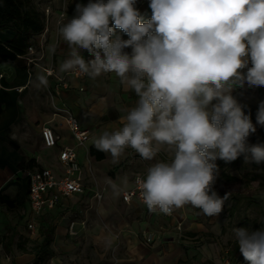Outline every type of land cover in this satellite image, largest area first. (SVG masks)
<instances>
[{
	"label": "clouds",
	"instance_id": "clouds-1",
	"mask_svg": "<svg viewBox=\"0 0 264 264\" xmlns=\"http://www.w3.org/2000/svg\"><path fill=\"white\" fill-rule=\"evenodd\" d=\"M136 4H77L76 15L59 29L70 48L60 72L92 79L114 73L138 97L121 118L122 126L104 131L94 146L114 162L129 147L152 160L161 146H168L170 161L157 162L136 177L149 211L170 215L191 205L217 216L229 194L221 198L214 190L215 161L243 155L246 162H264V144L248 143L256 126L231 94L245 84L264 87V0H150L152 15L146 22ZM113 25L129 39L113 38ZM80 50L94 58L86 61ZM50 51L55 52L54 45ZM38 79L48 86L46 76ZM256 122L264 126V101ZM112 187L119 195L117 185ZM234 236L248 264H264V228H235ZM114 239L104 243L111 246Z\"/></svg>",
	"mask_w": 264,
	"mask_h": 264
},
{
	"label": "crops",
	"instance_id": "crops-1",
	"mask_svg": "<svg viewBox=\"0 0 264 264\" xmlns=\"http://www.w3.org/2000/svg\"><path fill=\"white\" fill-rule=\"evenodd\" d=\"M82 1L84 6L90 2V0ZM149 3L150 0H137L136 8L140 13L148 12L151 10ZM58 5L53 9L47 29L45 28L43 32L30 39V47L35 51L34 45H37V52L36 56L32 55L34 52H31L29 58H34L37 65L31 67L28 64L26 70H21L15 66L0 64V74L3 72L0 77V192L8 194L17 206L18 201L22 202L20 209L4 212L2 221L3 217H9L11 220L13 215H17L16 219L19 220L21 217L26 223L30 218L26 171L21 182L22 186L14 183L15 177L21 175L23 171L18 165L21 159H35L42 167L60 171L62 169L59 161L61 149L64 146H74L83 167L86 190L83 194L62 198L53 209L43 212L39 218L37 238L43 226L52 225L55 228L53 246L59 251L60 249L65 251L72 246V241L81 239H85L93 244L95 249L101 251L116 245L121 250L116 257L117 264H140L143 257L140 251L154 243L156 239H164L169 242L167 249L171 250V252H168L166 248L164 250L168 254L169 264L179 262L183 259L181 244L170 242V238L180 233L175 231L176 226L173 228L165 225L158 226V222L163 219L176 224L183 221L184 226L188 219L186 208L191 205L177 209V216L172 217L151 212L143 203L137 201L126 203L122 199V191L134 185V177L137 174L146 175L148 168L155 163L170 161L172 152L168 146L164 145L160 147V151L152 160H145L129 147L125 149L118 162L113 161L110 153L97 149L91 153L90 148L94 140L104 131H112L122 126L121 118L135 107L138 97L134 91L122 85L114 73L102 74L92 79L89 76H76L72 72H60V65L69 58L70 48L63 40L59 29L74 17V10L72 6H69L66 17L59 22L60 7ZM33 39L36 41L34 44ZM53 45L54 53L50 51V46ZM80 51L81 55L93 57L85 50ZM124 52L130 54L131 48L124 49ZM42 66L53 68L55 74L47 76ZM41 75L46 76L47 87L40 83L38 78ZM60 78H65L67 85L62 84L59 81ZM231 94L238 103L241 102V89L234 88ZM247 95L249 105L255 106L262 100L261 95L254 91L248 92ZM215 103L216 101H213V104ZM66 112L74 114L81 128L89 131V138L85 144L76 143L63 118ZM45 125L51 126L60 135L57 145L45 146L41 133ZM33 135L40 136L42 145L48 148L49 159L44 163L41 160L42 147L39 149V147L32 148L28 145V137ZM100 152L104 155L102 159L97 158ZM101 174L104 177L99 181ZM113 184L120 189L119 195L114 192ZM97 189L103 190L101 201L94 197ZM23 193H25V199L22 201ZM147 214L148 219H146ZM72 221H75L74 235L70 234ZM149 224L151 229H146L145 226ZM186 228L191 230V234L199 230L194 222L187 223ZM143 231L153 233L154 240L150 243L145 242L141 236ZM155 233L158 235L156 236ZM112 236L115 239L111 246H107L104 241ZM197 236L194 235V237ZM223 250V247L212 250L205 248L204 253L206 259L212 264H222ZM235 252L232 253L236 256L241 254L239 250ZM99 255L98 262L92 264H104L102 253ZM53 260L58 264L63 263L62 256L56 253L53 255Z\"/></svg>",
	"mask_w": 264,
	"mask_h": 264
},
{
	"label": "rangeland",
	"instance_id": "rangeland-1",
	"mask_svg": "<svg viewBox=\"0 0 264 264\" xmlns=\"http://www.w3.org/2000/svg\"><path fill=\"white\" fill-rule=\"evenodd\" d=\"M33 3L44 14L43 8L46 4L50 3L52 9H55L58 4L61 8L64 1L33 0ZM43 16L46 27L47 19L45 14ZM35 42V39H33L32 43L34 44ZM34 47L35 51L32 55L36 56L37 45H34ZM39 50L41 51V47H39ZM31 52L32 51L29 49L26 55L27 59L25 61H27V65L29 64L28 58ZM34 62L35 63H30L29 66L32 67L37 65L35 59ZM250 66L251 64L249 62V67ZM244 71H246V69ZM1 75H3V72L0 76ZM241 91L242 100L239 104L242 106L245 114L250 115L249 108L247 107V105H249L246 98V96L248 97L247 93L254 91L264 98V87H249L245 84ZM257 129L258 130L248 138V143L250 145L264 144V126ZM19 130H21V128H19ZM28 145L32 148L39 147L40 149L42 147L43 156L41 160L43 163L49 159L48 148L42 145L40 136H29ZM215 163L218 166V178L214 185V190L221 198L226 193L229 194L221 213L217 216L209 217L204 215L200 209L195 207L191 208V206H189L186 208L188 219L184 226L182 225L181 230L177 228L176 223H172L168 219L159 220L160 222H158V226L165 225L171 228L176 226L174 228L175 231L182 234L170 238V242L181 244V251L183 254V259L179 262H172L171 264H212L211 261L206 259L204 253L205 248L212 250L223 247V249L229 248L231 252L236 253L235 251H238L239 248H237L238 245L234 236L235 228H248L250 231L264 228V162L257 164L250 159L246 162L242 155L232 162H225L217 159ZM24 174L25 171L23 170L21 175L15 177L16 181H14V183H17L18 186H22L21 182L24 178ZM103 177V174L99 175V181L103 180ZM24 199L25 193L22 194L21 200L23 201ZM18 202L16 210L21 208L22 202ZM16 217L17 215H13L11 220L9 217H3V221L1 222L0 264H33L35 255L31 248H33L36 242L37 235L30 232L25 220H22L21 217L19 220L18 218L16 219ZM146 219H148V214L146 215ZM191 222L196 223L199 228L194 234H191V230L186 228V224ZM150 225L151 224L146 225L145 228L151 229ZM13 232L15 233L11 238ZM155 234L156 236L158 235L157 233ZM194 235L198 236L194 237ZM19 236L29 238V241L26 242L25 245L26 251L18 247ZM71 243L72 246L65 251L54 249V251H56L55 253L61 255L63 258V263L61 264L97 263L98 258H100L99 253H102V258L105 261L104 264H117L116 257L121 251L116 245L101 251L100 249H95L94 245L87 242L85 239L74 240ZM168 247V241L156 239L154 243L150 244L148 247H144L143 250L140 251L143 256L140 260V264H169L168 254L164 252L165 248L167 249ZM168 252H171V250H168ZM43 264L58 263L53 260L52 256L48 257Z\"/></svg>",
	"mask_w": 264,
	"mask_h": 264
},
{
	"label": "built area",
	"instance_id": "built-area-1",
	"mask_svg": "<svg viewBox=\"0 0 264 264\" xmlns=\"http://www.w3.org/2000/svg\"><path fill=\"white\" fill-rule=\"evenodd\" d=\"M64 4L60 8L59 22L64 20L67 15L69 6L73 7L74 16L76 15L77 4L84 5L82 0H63ZM45 17L47 19L46 29L48 22L51 18L53 9L52 5L46 4L43 8ZM30 50L34 52L33 48ZM86 61L93 59L94 57L82 55ZM28 63H35L34 58H28ZM47 76L54 75V69L47 66H42ZM79 77H87V75L79 74L78 72H72ZM2 76V75H1ZM0 76V77H1ZM59 81L67 85L65 78H60ZM66 126L71 131L74 136L76 143L78 145H83L89 138V131L87 129L81 128L78 118L71 112H66L63 116ZM252 123L256 128L261 126L257 124L256 120H252ZM43 142L46 147H52L57 145V141L60 135L57 134L51 126L45 125L41 130ZM59 161L62 165L60 171H56L49 167H36L34 169H27L26 174L28 178V202L30 205V218L27 222V226L32 234H38L39 232V218L47 209H53L62 198H68L74 194H83L86 190V185L84 181V171L83 167L78 160L77 152L74 146H64L59 153ZM137 176H145L143 174H137L134 177V185L129 189H124L122 191V199L126 203H132L134 201L143 203L139 186L136 184ZM94 197L101 201L103 198V190L97 189L94 192ZM127 197V198H126ZM144 204V203H143ZM157 213L166 216H177V209H175L172 214H164L162 212L156 211ZM4 211L2 205L0 204V228L2 222V215ZM85 224V222H83ZM75 221L70 223V234L74 235ZM183 221L177 223V228L182 229ZM142 238L145 242L150 243L154 240L155 236L151 232L143 231L141 233ZM222 264H248V262L240 255H235L229 249H224L221 254Z\"/></svg>",
	"mask_w": 264,
	"mask_h": 264
},
{
	"label": "trees",
	"instance_id": "trees-1",
	"mask_svg": "<svg viewBox=\"0 0 264 264\" xmlns=\"http://www.w3.org/2000/svg\"><path fill=\"white\" fill-rule=\"evenodd\" d=\"M141 14V22H146L151 18L152 11ZM41 12L33 3V0H0V64L7 66H15L18 69L26 70L28 50L30 49V39L32 36L40 34L45 29V20ZM114 27V25H113ZM118 35L121 39H129L127 34L119 28L114 27V37ZM85 52L89 54L86 50ZM2 77V76H1ZM236 89H242L236 87ZM255 106L247 105L252 120H256L259 104ZM94 144L90 151L94 153ZM103 153L97 154V158L102 159ZM24 171L42 166L35 159H21L18 164ZM29 186V183L26 182ZM0 204L3 211H13L17 205L8 194L0 192ZM55 228L52 225L43 226L40 229V236L36 238V242L31 248L35 255L33 264H43L48 257H52L55 253L53 248V235ZM15 232L12 233V236ZM29 238L19 236L18 247L26 251V242ZM1 242V239H0ZM238 248V247H237Z\"/></svg>",
	"mask_w": 264,
	"mask_h": 264
}]
</instances>
